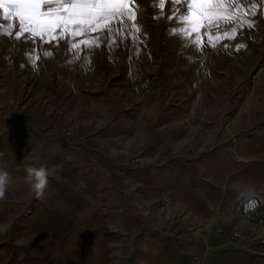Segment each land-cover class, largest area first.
Returning a JSON list of instances; mask_svg holds the SVG:
<instances>
[{
    "label": "rangeland",
    "instance_id": "374dc122",
    "mask_svg": "<svg viewBox=\"0 0 264 264\" xmlns=\"http://www.w3.org/2000/svg\"><path fill=\"white\" fill-rule=\"evenodd\" d=\"M154 2L136 0L139 41L117 38L109 48L104 32L99 47L72 63L66 40L57 46L0 35V169L12 178L0 199V264L36 256L25 218L41 201L56 199L50 193L57 186L72 213L85 212L83 198L68 194L64 182L82 194L91 182V197L101 198L95 210L111 213L114 198L151 231L181 242L200 239L209 250L263 243L264 202L236 216L199 219L175 203L173 192L210 188L238 162L263 155L264 8L249 17L254 27L197 52L169 34L170 0L163 16ZM238 44L246 47L237 51ZM26 164L50 172L41 199L25 182ZM74 219L71 225H79Z\"/></svg>",
    "mask_w": 264,
    "mask_h": 264
},
{
    "label": "crops",
    "instance_id": "0c3cea01",
    "mask_svg": "<svg viewBox=\"0 0 264 264\" xmlns=\"http://www.w3.org/2000/svg\"><path fill=\"white\" fill-rule=\"evenodd\" d=\"M261 142L264 151V141ZM263 151L259 160L238 162L224 178H214L210 188L197 186L189 194L181 186L173 192L175 203L196 218L210 219L218 214L236 216L252 207L249 205L264 202ZM88 184H84L82 194L76 186L63 183L68 194L79 203L82 198L85 201L83 214L71 212L72 204L59 198L57 186L50 193L56 199L41 201L29 220L25 218L29 221L26 228L31 238L26 248L32 249L36 256L22 258L21 264H194L200 258L203 264H264V241L229 246L227 250L220 243L209 250L200 239L184 238L185 242H181L174 234L157 233L153 227L151 231L139 216L114 198H110L116 202L111 213L95 210L101 198L93 200L91 182ZM76 216L81 222L71 225Z\"/></svg>",
    "mask_w": 264,
    "mask_h": 264
},
{
    "label": "snow or ice",
    "instance_id": "6c2138e0",
    "mask_svg": "<svg viewBox=\"0 0 264 264\" xmlns=\"http://www.w3.org/2000/svg\"><path fill=\"white\" fill-rule=\"evenodd\" d=\"M172 4L169 28L170 35H176L183 41V47L197 52L205 46L215 49L221 41L234 40L238 30L252 28L258 7L264 8V0L258 6L252 0H170ZM183 5V7H178ZM166 0H155L153 8L160 9V16ZM0 19L7 21L0 24V35L16 40L38 39L41 44L62 40L67 41L66 52L75 55L68 63L80 58L84 49L101 45V33L107 32V46L113 48L117 38L122 43L125 39L139 41L141 26L136 23L138 5L136 0H0ZM264 15V11H261ZM160 16L155 17L159 19ZM16 21L17 23H13ZM13 36V29L17 27ZM231 25V27H227ZM223 29V30H222ZM228 48V44L223 45ZM246 47L236 45V50ZM45 57L53 55L44 51ZM31 62L35 65L39 58L36 49L31 51ZM90 63L88 56L84 57ZM189 60L192 57H188ZM249 206H254L251 204Z\"/></svg>",
    "mask_w": 264,
    "mask_h": 264
},
{
    "label": "clouds",
    "instance_id": "9594fccd",
    "mask_svg": "<svg viewBox=\"0 0 264 264\" xmlns=\"http://www.w3.org/2000/svg\"><path fill=\"white\" fill-rule=\"evenodd\" d=\"M26 173L24 179L29 185L30 191L35 195L37 199H41L44 196L45 189L48 186V176L50 172L46 165L40 164V166H34L32 164H26L24 167ZM12 182V178L9 173L0 169V199H3L5 192L9 184Z\"/></svg>",
    "mask_w": 264,
    "mask_h": 264
},
{
    "label": "built area",
    "instance_id": "2783aa9c",
    "mask_svg": "<svg viewBox=\"0 0 264 264\" xmlns=\"http://www.w3.org/2000/svg\"><path fill=\"white\" fill-rule=\"evenodd\" d=\"M194 264H203V258L196 260Z\"/></svg>",
    "mask_w": 264,
    "mask_h": 264
}]
</instances>
